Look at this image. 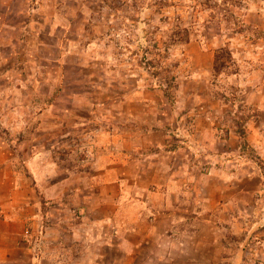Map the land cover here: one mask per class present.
Wrapping results in <instances>:
<instances>
[{"label": "rangeland", "instance_id": "obj_1", "mask_svg": "<svg viewBox=\"0 0 264 264\" xmlns=\"http://www.w3.org/2000/svg\"><path fill=\"white\" fill-rule=\"evenodd\" d=\"M151 1L0 0L10 264H264V0Z\"/></svg>", "mask_w": 264, "mask_h": 264}, {"label": "crops", "instance_id": "obj_2", "mask_svg": "<svg viewBox=\"0 0 264 264\" xmlns=\"http://www.w3.org/2000/svg\"><path fill=\"white\" fill-rule=\"evenodd\" d=\"M4 173L5 175L10 174L7 169L4 170L0 166L1 181L4 178ZM17 194L18 195L16 196V194H13L12 192L8 191L6 195H2V199L0 198V206L3 209H5L7 212H9L8 210H11V209L13 210L17 208L19 220L21 219L24 220L26 217L27 193L24 189L22 190L19 185ZM21 213H22V216L20 215ZM5 216H6L5 219L13 218L9 214H5ZM5 222L6 224H9V225L11 224L15 225V222L11 223L9 222V220L4 221V223ZM5 231L2 228H0V264H10L11 262L15 261L14 258L17 256L15 254L16 253L15 251L17 250V248H15L14 246L19 243L17 237H15L13 233H10V228H7V230ZM18 261L19 263L26 264L24 256L21 259L20 255H18Z\"/></svg>", "mask_w": 264, "mask_h": 264}, {"label": "trees", "instance_id": "obj_3", "mask_svg": "<svg viewBox=\"0 0 264 264\" xmlns=\"http://www.w3.org/2000/svg\"><path fill=\"white\" fill-rule=\"evenodd\" d=\"M154 1H151L149 3H147L148 6L153 5ZM173 38L172 39V44H175L177 42H189L191 40V32L189 27H183V28H179L177 30H175L173 33ZM167 47H169V44H166Z\"/></svg>", "mask_w": 264, "mask_h": 264}]
</instances>
